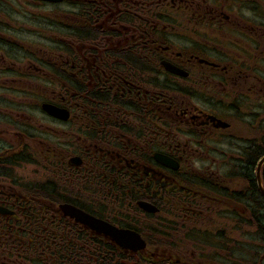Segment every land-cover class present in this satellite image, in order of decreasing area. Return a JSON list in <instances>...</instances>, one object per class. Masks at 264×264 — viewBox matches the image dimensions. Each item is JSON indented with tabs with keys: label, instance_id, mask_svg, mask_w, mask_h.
<instances>
[{
	"label": "flooded vegetation",
	"instance_id": "flooded-vegetation-1",
	"mask_svg": "<svg viewBox=\"0 0 264 264\" xmlns=\"http://www.w3.org/2000/svg\"><path fill=\"white\" fill-rule=\"evenodd\" d=\"M23 1L61 17L27 30L48 46L32 55L9 21L6 35L0 0V105L14 97L30 109L0 106V208L10 211L0 213V264H202L200 251L158 249L176 217L185 242L242 264L245 217L263 214L246 210L245 174L264 153V0H21L11 10ZM25 167L46 176L27 180ZM230 168L238 178L225 177ZM64 203L137 233L145 249H121ZM208 212L232 229L201 227Z\"/></svg>",
	"mask_w": 264,
	"mask_h": 264
},
{
	"label": "rangeland",
	"instance_id": "rangeland-1",
	"mask_svg": "<svg viewBox=\"0 0 264 264\" xmlns=\"http://www.w3.org/2000/svg\"><path fill=\"white\" fill-rule=\"evenodd\" d=\"M20 1L21 0H2V2L5 4V8H7L8 12L11 14V15H8L7 17H9V18L4 21L5 31L7 33L9 30L7 21L11 22L12 24H14L16 26V33L11 32L13 34L11 36H13L14 39H18L17 42L20 43L21 45L28 47V50L32 55L34 52L35 53H41L44 50V47L47 48L48 46H46V44L42 40H39L38 38H36L32 33L28 32L27 30H33L36 27L38 29H40V25L36 26L38 23H40V22L36 21V19H43L45 22L50 21V19L59 20L58 17H61V16H58V13H60V10L59 9H43V8L31 7L34 9L27 11L26 10V4L24 3V1H23L22 6L16 10L17 12H14V10H11V6H17ZM30 11H31V14H30ZM33 16L35 17V19ZM23 17H26V18H23ZM30 18H33L34 20H32ZM15 19H19L21 21L15 20ZM43 34L48 35V36L51 35V33H49V32H44ZM6 35H10V33L9 34L7 33ZM6 35H5V38L8 39L9 36H6ZM20 57H21V61H22L23 65H25V59H24V56L22 53L20 54ZM35 65H37L36 59H35ZM26 97L30 98L29 96H26ZM17 98H24V97H17ZM18 100L19 99H15L14 97H10V98H7V101H10V103L9 102H6V103L2 102L5 105H3V106L0 105V106L3 107V109H5L6 107L10 108V107H14L13 105L18 104L19 107H16L15 109H17L19 112H21V111L30 112L29 111L30 109L24 105H21ZM250 108L251 107H248V109H250ZM38 117H39L38 118L39 126L45 130L47 128V125H49L50 123H47V121L44 119V117H42L41 114H38ZM5 119H7V118L1 117L0 121H2L4 123ZM6 136H7V138H6L7 140H9L10 142L13 141V135H6ZM214 158L216 159L217 163H219V161L221 159V155L215 154ZM225 164L226 163L224 162V160L221 161L217 170H213V171L222 174L223 172H225V169H227ZM30 168L31 167H25L23 169V173L21 172V174L24 178H26L27 180H31L34 178L38 181H41L43 178H45L46 174H43L42 171H40L38 173V171L33 170L32 171L33 173H31ZM193 172H195V170H193ZM242 187H243V185H241V183L238 182L237 180L232 181L231 188L237 189V188H242ZM204 192H206V191H204ZM172 207H175L173 203L170 205H166L167 209L172 208ZM216 208H217V206L215 204L213 207H211V205L208 206L207 204L202 203V202L200 204V210H203V211H206L209 209L210 212H212L214 210H218ZM210 212L203 213V215H202L203 220L201 223V227H204L203 225H206L205 228H208L209 230H213V231H217V232H221L223 230V227H225L227 225L230 228V230L232 229V227H233L232 222H228V224H226V222H225V220L228 218L217 217V216H215L214 213H210ZM41 218H42V216H41ZM170 220H174V221H172L168 224V226H170V227H166L168 234L165 235V238L162 235H160V238L162 240H165L166 242L163 241V244L160 247H158V249H160V250L165 249V251L170 253L171 251H174V247H175L179 254H185V252L190 253V252H196V251L199 252L200 251V255H203L204 257L212 255L211 251H213L214 248L219 249L218 247H216V245H212V247H211V245H190V243H187L184 241L183 234L180 233L181 221L178 222L177 217H176V219H170ZM235 237H236V235H235ZM180 239H182L183 245L178 244ZM247 239H248V235L246 233L245 237H244V241H246ZM167 240H170L172 242H169ZM208 240H211L210 235H208L207 241ZM185 243L187 245H184ZM151 247L156 248V246H152V245H151ZM199 260L201 261V263H204L205 261H209V260L202 259V258H199Z\"/></svg>",
	"mask_w": 264,
	"mask_h": 264
},
{
	"label": "trees",
	"instance_id": "trees-1",
	"mask_svg": "<svg viewBox=\"0 0 264 264\" xmlns=\"http://www.w3.org/2000/svg\"><path fill=\"white\" fill-rule=\"evenodd\" d=\"M263 154L264 153L261 152V153L256 154L257 156L254 155L252 157H249L248 158V160H249L248 166L254 168L258 157H260ZM251 155H253V154H249L248 156H251ZM245 179L248 181V183H250L249 187H248V190L245 193V202H246L247 208L250 209L251 211H255L258 208H261L262 210H264V200L261 197L258 196L256 187L252 183L254 181L253 173L251 174L250 171H247L246 174H245ZM254 219L256 221L258 220V218L256 216H254ZM259 226L261 227V225H259Z\"/></svg>",
	"mask_w": 264,
	"mask_h": 264
},
{
	"label": "water",
	"instance_id": "water-1",
	"mask_svg": "<svg viewBox=\"0 0 264 264\" xmlns=\"http://www.w3.org/2000/svg\"><path fill=\"white\" fill-rule=\"evenodd\" d=\"M44 109H45L48 113H51V114H55V113H58V114H59V113H60V110H58V109H56V108H53V107H51V106H49V105H45V106H44ZM263 162H264V158H262V159L260 160L259 164H258L256 175H257L258 186L260 187L261 191L264 193L263 189H262L261 186H260V180H259V178H258L259 167H260V165H261Z\"/></svg>",
	"mask_w": 264,
	"mask_h": 264
}]
</instances>
